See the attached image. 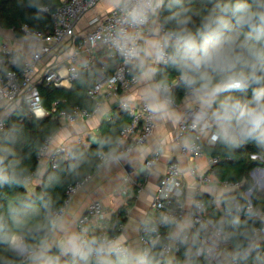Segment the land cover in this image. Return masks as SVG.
<instances>
[{
  "label": "clouds",
  "instance_id": "clouds-1",
  "mask_svg": "<svg viewBox=\"0 0 264 264\" xmlns=\"http://www.w3.org/2000/svg\"><path fill=\"white\" fill-rule=\"evenodd\" d=\"M114 2L121 17L108 40L147 83L143 98L151 113L163 118L171 104V87L182 85L198 106L197 119L214 127V140L229 147L252 141L264 148V0H209L213 7L199 15L200 23L194 30L190 27V8L180 7L161 23L159 16L166 0ZM179 4L180 0H168L167 7ZM168 22H174V26L166 28ZM161 64L178 74L171 86L167 78L155 81ZM6 155L7 150H0V186L18 185L21 180L10 173ZM216 203L218 207L227 203L226 211L237 214L233 225H239L240 214L264 224V213L233 205L223 199V194L217 196ZM161 221L174 226L171 238L195 227L191 218L164 215ZM22 223L19 217H13L14 226ZM33 230L44 232L34 244L22 232L9 230L3 236L9 249L26 256L29 264H156L149 250L127 246L123 236L113 239L72 230L60 212L49 213L44 222L29 229ZM53 239L56 254H52ZM217 246L218 240H213L206 254L211 255ZM253 253L254 264H264L258 244L249 246V254Z\"/></svg>",
  "mask_w": 264,
  "mask_h": 264
},
{
  "label": "built area",
  "instance_id": "built-area-1",
  "mask_svg": "<svg viewBox=\"0 0 264 264\" xmlns=\"http://www.w3.org/2000/svg\"><path fill=\"white\" fill-rule=\"evenodd\" d=\"M101 0H63L56 8L51 9L49 6H43L42 10L50 12L55 20L54 30L50 34L42 31H32L28 25H24L22 29L27 35H32L40 39L43 44L38 50L28 54H17L15 50L7 43H0V101L13 102L21 101V107L26 106L28 111L37 116L44 117L48 114V110L44 107L41 96V85L54 84L56 86L64 85L65 82L70 84L79 79L82 71H88L96 68L99 63L97 53L103 51L108 59L117 60V65L112 73H106L104 65L99 70V76L96 82L90 87L88 93L96 100V107L93 111L76 107L71 111L61 110L58 114L59 118L75 123L89 118L93 112L100 110L102 107V98H115L126 91L131 90L138 82V77L134 74L133 68L125 63L124 58L111 45L108 37L114 33L118 27L121 17L120 9L115 6L106 16H95L90 21L89 28L77 40L74 50L70 56L69 62L64 68L56 66L47 67L39 79L35 78V69L45 54L52 51L50 44L58 45L72 33L78 21L86 12L93 9ZM160 19V16H159ZM161 22V21H160ZM163 65V64H161ZM172 88V87H171ZM119 108L129 113L131 121L120 131L119 137L115 143L116 159H120L127 155L137 145L145 144L153 135L156 127V115L151 113L146 105L145 100L134 102L122 97L119 100ZM22 120V118H21ZM8 121L6 118H0V133L7 129ZM214 130L206 133L205 129L196 121L184 119L179 123L176 142L181 146V154L189 159V173L196 177L198 187L194 192L193 209L190 212L191 219L195 222L196 234L182 233L177 238H171L167 231L169 225H165L161 221L164 215L183 219L186 214V182L185 172L178 162L170 163L167 171L162 175L160 183H158L152 210L154 219L143 222L140 228L141 249H147L152 253L156 246L160 247V253L165 257L167 262L171 261L172 256L180 254L186 245L192 244V254L199 260V264H246L240 254H235L228 262L221 258V253L226 247L227 230L222 226L226 216L236 217L233 211L229 214L227 204L221 203L219 207L216 202L208 203L202 197V188L205 184L217 182L222 186L236 190L240 188L239 181H222L216 177V172H204L200 168V160L205 156V146L216 145L218 141L213 139ZM82 143V139H79ZM49 144L48 141L42 148L44 153ZM75 152L68 146H58L51 155V166L56 168L61 160L74 158ZM109 157L105 151L100 152L99 162L96 169H99ZM253 157H257L253 155ZM161 160V151L155 150L144 162L145 169L151 170ZM220 158L216 155H210L208 163L214 167ZM91 177L88 174L84 180H79L67 187V199L65 204L53 211L60 212L64 215L69 201L79 190L83 183ZM264 179V173L260 174ZM29 179V178H28ZM130 179V178H129ZM137 186L135 195L142 192L145 181L134 180ZM258 181V180H257ZM261 182L259 185H262ZM250 188L243 190V196L247 200L248 208H255L264 213V208L255 206L253 194ZM127 193V191H124ZM231 203L241 204L237 199H232ZM220 210L222 221H216L210 214L211 210ZM104 204L95 201L90 204L87 213L78 219V229L87 230L89 236H107L109 238H118L116 234H112L109 229L99 227L91 229L89 226L92 222L97 223L99 217L104 213ZM239 216H244L240 214ZM259 224L254 228L251 236V242H255L260 236L264 235V224L256 219ZM123 222H120L119 228L122 229ZM186 238V239H185ZM184 242H181V241ZM213 240H218V246L207 255L205 249L211 245ZM127 246L131 247L126 242ZM132 248V247H131ZM264 255V249L261 251ZM27 260V257H25ZM254 264V263H252Z\"/></svg>",
  "mask_w": 264,
  "mask_h": 264
},
{
  "label": "trees",
  "instance_id": "trees-1",
  "mask_svg": "<svg viewBox=\"0 0 264 264\" xmlns=\"http://www.w3.org/2000/svg\"><path fill=\"white\" fill-rule=\"evenodd\" d=\"M62 1L0 0V25L13 29L18 36L26 34V31L22 29L25 24L32 31L50 34L54 30L55 20L51 13L42 10V7L49 6L51 9H56ZM167 3L168 0L160 12L161 23H164L167 17L180 7L190 8L193 12V24L190 27L193 30L200 23L199 15L206 14L213 7V3L209 0H180V4L174 5L171 9L167 7ZM173 26L174 22L165 24L166 28ZM177 75L175 70L169 66L161 65L159 67V80L167 78L170 86ZM98 76L99 69L94 67L91 70L82 71L79 79L74 81L70 88L43 84L40 91L43 105L48 110L46 116L37 117L31 114L26 106H23L17 113L6 118L8 126L4 132L0 133V150H7L6 165L9 166L10 173L16 175L21 183L0 186V264H26L24 257L16 255L9 249L3 241V236L9 230L22 232L30 244L36 243L44 236L42 231H29V229L37 223L44 222L46 215L53 213L54 210L65 204L67 187L94 172L95 166L99 162L100 152L111 150L121 129L130 123L129 113L123 110L115 113L111 119L104 120L100 128L101 133L95 143L89 148L76 147L75 158L61 160L56 168H50L44 177L43 184L38 187L35 193L29 194L27 180L39 169L41 147L61 127L59 112L61 110L71 111L77 106L93 111L96 107V100L90 96L88 91ZM168 95L173 101L180 103L187 94L182 85H177L171 88ZM250 95L251 91L249 90V97ZM205 149L220 158L219 162L215 164L220 180L241 182L240 190L226 192L223 199L231 202L235 198L241 205L246 206L247 200L243 196V190L254 185V180L250 175L251 170L257 166L264 167V160H262L264 148L248 141L237 147H229L217 142L216 145H206ZM253 154L258 157L253 158ZM253 201L255 206L264 208V191L256 189ZM122 215L123 210L120 211L117 226L124 220ZM14 216L23 221L20 226H14ZM235 218L226 216L221 222L222 226L230 233L235 245L242 249H248L249 239L259 222L256 219H248L244 215L238 217L239 225H233L232 221ZM118 232L117 227L111 231L112 234ZM263 249L264 246L259 249V254L262 255ZM57 251L58 249L55 247L52 254H56ZM185 251H187L186 248L181 253ZM160 252V247L156 246L151 253L156 264H182L178 258L172 262H166ZM255 255L256 253L248 254L245 257V263H254ZM185 264H199V260L193 256Z\"/></svg>",
  "mask_w": 264,
  "mask_h": 264
},
{
  "label": "crops",
  "instance_id": "crops-1",
  "mask_svg": "<svg viewBox=\"0 0 264 264\" xmlns=\"http://www.w3.org/2000/svg\"><path fill=\"white\" fill-rule=\"evenodd\" d=\"M115 6L116 4L114 0H101L93 9L85 13L76 24L72 33L68 35L62 43L58 45L50 44L52 51L45 54L38 63L35 69V78L39 79L44 70L49 66H56V68L62 67V69H65L64 66L69 62L77 40H79L82 37V34H84L89 28L92 18L95 16H106ZM0 43L9 44L19 55L35 52L43 44L40 39L32 35L25 34L24 36H18L13 29L1 25ZM97 55L99 57L97 68L102 70V66L104 65L105 67L103 70L106 73L114 72L117 60L108 59L103 51H99ZM160 66L161 65L158 66V69ZM133 72L138 77L137 84L131 90L124 92L118 97H103L102 107L100 110L93 112L89 118L75 123L59 118L61 121V127L47 140L49 146L44 153L42 152V148L47 141L41 147L39 169L27 180L29 194L36 192L38 187L43 184L46 173L50 168H53L51 166V155L58 146L66 145L74 152L75 148L78 146L89 148L97 141V138L101 133L100 128L103 121L111 119L115 113L120 111L119 100L122 97L134 102L144 100L143 91L147 86V83L139 79V73L135 69H133ZM155 81H159L158 74L155 77ZM72 84L73 83L70 84L69 82H65L64 85L66 86L65 88H70ZM21 104L20 100L13 102L0 101V118H7L12 114L17 113L22 108ZM198 110V106L187 95L180 103H176L171 99L168 113L163 118L156 115L155 131L145 144L135 146L131 152L120 159H112L110 156V154L116 155L115 144L109 151L102 150L107 152L109 157L99 169H96L95 166L94 172L90 173L91 177L89 180L83 183L66 207L64 216L69 221L71 229L79 231V217L87 212L91 203L100 201L104 204L105 211L99 217L97 223L92 222L89 227L95 230L101 226L109 229L110 232L117 227L119 232L115 234L118 237L123 236L125 241L130 244L132 248L141 249V225L147 220L154 219V212L152 210L154 194L159 180L167 171L171 160H176L174 162H178L185 172L187 194L185 198L186 214L184 218H191L190 212L193 209L195 199L194 192L198 187V182L196 177L189 173L188 168L190 162L186 156L181 154V146L176 142V134L179 123L184 119L196 121L205 129L206 133L214 130V127L211 126L210 123H205L203 120L197 119ZM80 138L82 139V143L79 142ZM155 150L161 151V160L151 170H146L144 165L145 159ZM210 155L213 154L206 150L205 156L200 160V168L204 172H216L215 165L212 167L208 163ZM256 156L258 157V155ZM262 160H264V158H262ZM263 168L264 167L262 166L255 167L253 176H251L254 183L260 177V174L264 173ZM215 174L218 178L217 173ZM134 180L145 181L143 191L136 195L134 193L137 190V186L134 185ZM258 181L261 182V180ZM263 185L264 183L260 186ZM241 188L242 187L236 190H240ZM125 190L127 193L124 192ZM236 190L226 188L217 182H212L203 186L202 197L210 204L216 202V198L220 194H223L224 197L226 192H236ZM121 210H123L122 217L124 219L121 221L124 223L122 229L118 227L119 225H116ZM210 214L216 221H222L220 210H211ZM167 231L173 233L175 231L174 226L169 225ZM187 233L195 235L196 228H192ZM58 238L59 237H56L55 239ZM55 239L52 241V250L56 247ZM252 244H258L259 249L263 247L264 235L260 236L255 242H251L250 237L249 246ZM185 248L189 259L191 255H193L192 244L186 245ZM235 254H240L245 261V257L249 254V247L248 249H242L240 246L235 245L228 232L226 236V247L221 253V258L225 262H228ZM177 258V256H172L170 262ZM24 261L26 264H29V261L25 258Z\"/></svg>",
  "mask_w": 264,
  "mask_h": 264
},
{
  "label": "water",
  "instance_id": "water-1",
  "mask_svg": "<svg viewBox=\"0 0 264 264\" xmlns=\"http://www.w3.org/2000/svg\"><path fill=\"white\" fill-rule=\"evenodd\" d=\"M60 87H66L65 85H61ZM173 87H176V86H173ZM174 161H176V160H171V162L170 163H173ZM264 169V168H263ZM255 170V168L254 169H252L251 170V176H253V171ZM160 181H161V178H160V180H159V183H160ZM256 189H258V191H261V190H264V185L263 186H259V183L257 182V181H255V183H254V185L251 187V189H250V193H251V195L253 194V192H255V190ZM87 212H85L84 214H86ZM194 255H191V257L190 258H192Z\"/></svg>",
  "mask_w": 264,
  "mask_h": 264
},
{
  "label": "rangeland",
  "instance_id": "rangeland-1",
  "mask_svg": "<svg viewBox=\"0 0 264 264\" xmlns=\"http://www.w3.org/2000/svg\"><path fill=\"white\" fill-rule=\"evenodd\" d=\"M262 179V181H263V183H264V179L263 178H261ZM257 180H260V178H258ZM256 180V181H257ZM259 182V181H258ZM260 184V183H259ZM260 186V185H259ZM242 187V186H241ZM237 191V190H236ZM264 191V190H263ZM25 258V257H24ZM178 260L182 263V264H185L186 262H187V260H188V253H187V251H185V252H183V253H181V254H179V256H178Z\"/></svg>",
  "mask_w": 264,
  "mask_h": 264
}]
</instances>
